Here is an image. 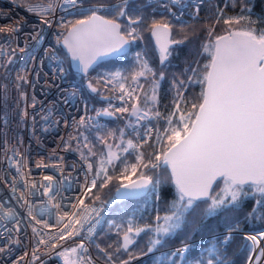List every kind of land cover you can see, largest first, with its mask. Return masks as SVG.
<instances>
[{"label":"snow or ice","instance_id":"snow-or-ice-1","mask_svg":"<svg viewBox=\"0 0 264 264\" xmlns=\"http://www.w3.org/2000/svg\"><path fill=\"white\" fill-rule=\"evenodd\" d=\"M67 4L77 6L76 0H67ZM127 8V0H119L113 5L101 4L93 7L86 14L81 13L82 18L80 19L65 21L61 18L60 27L65 30L66 34L62 33V41L60 37L57 41L66 46L73 62L72 66L82 73H88L100 58L118 54L131 41L142 38L138 26L144 23V18L141 16L133 18L128 14ZM50 9L54 11L53 3L47 6L29 5L28 7L30 12H38L43 23L49 25L52 21L44 17ZM101 11L107 12L112 18L101 15ZM195 11L198 15L199 4L196 5ZM122 17L127 19V24L122 25L119 22ZM223 17V10H219L216 22L219 23ZM241 20L247 21L249 24L247 29L231 27L233 22L239 24ZM254 23L255 21L245 16L228 17L224 19V24L228 26L226 34L215 36L213 39L214 28L208 30V42L202 46L203 52L209 55L208 62L202 66L195 62L196 67L188 69L193 75L188 77L187 82L201 85L200 102H193L191 110L187 112L180 111L178 102L175 104L176 110L164 118L167 127L156 136L158 144L164 145L166 141V146L162 147L159 152L154 149L153 155L147 162H145V153L140 149L151 138L153 132L151 127L146 131L147 138H141L139 143L129 139L126 146L121 149L123 153L129 155L130 150L136 152V163L131 165L112 151L113 146L107 144L104 136L99 137L101 143L106 144L108 153L106 159L99 162V171L95 173L90 185H86L85 196L96 187L101 173H103L101 187L107 186V183L113 179L108 175L105 164H113L114 160H120L124 164L122 173H128L129 168L131 169V174L126 177L128 182L122 183L121 187L116 190L120 197L139 196L146 192L155 193L158 184L162 182L143 172L140 173L139 180H132L131 175L138 172V165L144 169L155 170L161 167L166 170L170 169L167 179L174 184L176 190V199L168 207L170 214L162 217L157 215L155 226L146 225L144 228H134L132 222H129L127 231L123 235L122 247L125 250L135 243L133 236H139L146 230L154 233V238L150 241V251L163 246L166 239L182 227L187 215L198 207L199 203L207 205L204 214L211 216L229 209H237L244 199L258 195L259 199L255 200L253 209L248 215L254 218L260 209H264V30L258 31L252 28L251 25ZM7 30L17 31L18 28L13 27ZM0 31H5V29L0 28ZM148 31L155 37L159 46L161 63H164L171 55L169 51L171 44L183 43L182 40L170 39L171 25L165 20L153 18ZM136 60L138 71L132 74L131 79L134 83H138V79L144 77L146 73L151 75L153 91L150 99L155 103L159 79L149 66L146 53L137 52ZM57 69L59 73L65 71L59 65ZM109 76L112 80L128 79L121 72L110 73ZM163 77L164 73L161 72L159 78L163 79ZM18 79H23V77ZM185 83L186 81L181 80L177 85L176 81H173L178 88L183 87ZM89 86L91 87V82ZM120 88L125 91L123 83L120 84ZM92 90L97 91L95 88ZM125 95L131 98L132 93L125 92ZM177 95L181 98L183 96L179 91ZM124 98V95L119 97L121 100ZM32 106L35 107V100ZM128 111L127 107L116 109V112L120 113ZM141 111L138 106L132 109L133 115H136L138 120L146 118L150 120L151 116L161 115L158 111L153 112L151 108L143 114H140ZM116 112H109L105 109L102 113L98 112L97 116H114ZM24 115L27 116L26 110ZM80 123L83 124L84 120L82 119ZM136 134L140 135L139 132ZM108 135L115 136V133L110 132ZM123 137L124 132L121 130V143H124ZM89 153L96 155L91 152V149ZM88 168H92L91 163L88 164ZM44 180L49 182L43 185L45 194H50L54 198L51 182L55 180V177L45 176ZM214 185L219 191H214ZM32 187L34 188L35 185ZM121 188L124 191H121ZM77 199L79 205H84L83 198ZM96 199L98 200L99 197L97 196ZM71 207L75 209L77 205ZM45 210V208H40L39 212L43 213ZM87 212L88 209L85 207L84 213ZM91 212L99 215V210L95 208L91 209ZM84 213H82L84 222H89L88 216ZM7 215L11 216L12 212ZM68 215L69 213H65V216ZM72 215L75 217V213ZM31 219L36 220V217L31 216ZM59 219L62 221L63 217ZM98 223L99 220H96V224ZM77 224L80 225V229H76ZM70 225L71 230H69ZM94 227L95 225L90 226L87 231L91 233ZM235 228L236 226L230 227L224 236L223 244L226 245L231 241L232 231ZM83 230L84 224L81 219L75 218L74 223L70 220L63 229H60L56 238L70 239L78 236ZM245 239L256 244L260 239H264V231L258 235H246ZM40 242L44 241L41 239ZM78 249H84V244L65 248L56 255L63 257L64 264H85V258L79 256ZM187 251L188 248L185 246L174 253L164 254L158 259V264H174L171 257L179 255L183 259V253ZM207 251L208 257L201 264H224L222 259H218L217 247L214 246ZM33 255L35 259V254ZM73 256L77 258L74 259ZM261 256H264V250H261ZM87 264H91L90 258L87 259ZM122 264H128V261H123Z\"/></svg>","mask_w":264,"mask_h":264},{"label":"built area","instance_id":"built-area-1","mask_svg":"<svg viewBox=\"0 0 264 264\" xmlns=\"http://www.w3.org/2000/svg\"><path fill=\"white\" fill-rule=\"evenodd\" d=\"M151 1L158 10L179 19L185 13L195 14L201 0ZM118 2L76 0L77 6L73 7L67 0L25 3L0 0V28L5 29L0 31V264H64L63 257L56 253L81 243L84 249L78 252L85 258V264L88 258L91 264H121L99 257L93 249L94 235L107 215V208L99 199H85L86 185L93 179V166L88 168L92 161L80 151L83 139L75 132L78 127L108 126L109 116H97V113L127 107L128 112H116L112 117L130 134L131 140L139 143L141 138H147V129H153L152 119L163 118L168 109L158 98L155 103L150 99L131 107L130 100L140 91L139 82L133 80L121 82L125 91L121 90L120 82H112L110 92L101 101L90 99L89 82L96 72L72 70L70 73L57 41L65 32L60 27L61 18L71 20L73 10ZM49 3H53L54 11L48 10L44 18L52 21L50 25L43 23L38 12L28 10L29 5L47 6ZM13 27L18 30H7ZM58 65L64 68V73L58 72ZM125 92H131V98ZM121 95L125 96L123 100L119 99ZM34 100L35 107L32 106ZM137 106L142 110L140 114L151 108L161 115L138 120L132 112ZM49 175L55 177L51 182L54 198L45 194L43 188L49 183L44 177ZM77 198H83L84 205H79ZM72 205L77 207L74 209ZM85 207L87 213H84ZM40 208L46 210L41 213ZM93 208L99 210V215L91 212ZM9 212L11 216L7 215ZM82 213L88 216L89 222H84ZM75 218L81 219L84 230L73 238L57 239L60 229L70 220L74 223ZM92 225L95 227L89 233L87 229ZM75 227L80 229L79 224ZM186 243V240L180 241L170 248L176 252Z\"/></svg>","mask_w":264,"mask_h":264},{"label":"trees","instance_id":"trees-1","mask_svg":"<svg viewBox=\"0 0 264 264\" xmlns=\"http://www.w3.org/2000/svg\"><path fill=\"white\" fill-rule=\"evenodd\" d=\"M27 1L29 0H16L18 3ZM127 4V11L130 16L133 18L136 16L144 18V23L138 26L141 30L140 35L142 38L131 41L128 52L97 63L92 71L95 70L99 74L121 72L123 76L128 77L127 81H130L132 80V74L138 71L136 53H146L149 66L156 73V78L159 79V88L156 90L158 101L168 109L163 118L152 120V136L148 139V143L144 144L140 149V151L145 153V162H147L153 155L154 149L159 152L162 147L166 146V141L164 145L158 144L156 136L167 127L164 118L176 110L175 104L178 102L180 111L187 112L191 110L193 102H200L201 85L187 82L188 77L193 75L188 69L196 67L195 62H198L201 66L208 62L209 55L203 52L202 48L208 42V30L214 28V37L227 29L228 26L224 24V19L240 16L249 17L252 21H255L251 25L252 28L258 31L264 30V0H201L199 2L198 15L197 13L193 15L185 13L179 19L173 18L166 11L158 10L153 6L154 4L151 0H129ZM242 9L245 10L242 11ZM219 10H223L224 17L217 23ZM87 12L88 9H75L71 12V20L82 18L81 13L86 14ZM101 13L112 18L105 11H101ZM153 18L167 21L171 25V39L183 41V43L170 45L169 51L171 55L168 56L164 63H161L160 51L154 45L148 31ZM119 22L122 25L128 23L127 19L123 17L120 18ZM231 27L247 29L249 24L247 21L241 20L239 24L233 22ZM185 36H187V39H185ZM60 51L71 73L72 70L69 67L67 56L62 48H60ZM161 72L164 73L163 79L159 78ZM94 78L91 82L94 83V88L97 91L91 90L88 95L94 101H101L105 97L104 94L109 91V87L105 86L101 79L96 80ZM181 80L186 81L183 87L178 88L173 84V81H176L178 85ZM96 81L100 82L96 83ZM121 81L124 80L115 79V83ZM138 82L141 84V90L132 99V102L145 104L149 102V98L152 96L153 77L146 73L144 77L138 79ZM178 91L183 94L182 98L177 95ZM108 118L111 127L114 126L116 130L121 128L114 117L109 116ZM173 119L175 120V117ZM82 132H85L90 140L95 143L92 147L83 146L81 148L84 156L89 157L92 161L94 178L95 173L99 171V162L102 159H106V154L108 153L106 144L101 143L99 137L104 136L107 143L111 145L117 146L121 142L116 141L117 138L115 136L108 135L110 131L102 126L92 128L78 127L76 129V133ZM123 132V138L128 141L130 134L124 130ZM89 149L96 155H90ZM130 153V155L125 154L120 150L118 155L128 165H131L136 163V152L130 150ZM105 167L108 169V175L112 176L113 179L107 183V186L101 187L103 182V173H101V178L97 179L96 187L85 196L86 200H95L98 196L99 200L103 201L107 208V215L93 238V249L99 257L121 264L123 261H128V264H158V259L164 254L174 253L169 248L171 244L189 240L186 245L188 251L183 253V259L179 255L171 257L174 264H201L208 257L207 250L214 246L219 250L218 259H222L224 264L245 263L251 251V242L245 239L246 235L241 232H232L231 241L225 245L222 241L226 232H218L231 226H236L238 229H259L263 227L264 215L262 214H264V209H260L254 218L248 215L253 209L255 200L259 199L258 195L244 199L237 209H229L211 216L204 214V209L207 205L199 203L198 207L187 215L186 222L182 227L172 233L163 246L150 251V241L154 238V233L151 230H146L140 233L139 236H133L135 243L129 245V248L125 250L122 247V235L127 231L129 222H132L134 228H144L146 225L155 226L157 215L162 217L170 214L168 207L176 199V190L173 183L167 179L169 172L165 168L144 170L143 167L138 165V172L144 170L153 176L155 180H162V182L158 184L155 193L146 192L138 197L116 200L113 194L114 189L119 183L127 180L126 177L131 174V169L129 168L128 173H122L124 164L120 160H114L113 164L106 163ZM135 175H131V177ZM213 188L214 191H219L215 185ZM160 223H163V221H160ZM213 255H217V253H213Z\"/></svg>","mask_w":264,"mask_h":264},{"label":"rangeland","instance_id":"rangeland-1","mask_svg":"<svg viewBox=\"0 0 264 264\" xmlns=\"http://www.w3.org/2000/svg\"><path fill=\"white\" fill-rule=\"evenodd\" d=\"M95 71V70H94ZM96 72V75L95 76H93L92 77V79L94 78V79H96V80H102L101 82H103L104 83V85L105 86H107V87H109V91L107 92V93H105L104 94V96H106L109 92H110V90H111V87H112V85H111V83L112 82H115V80H112L111 79V77L109 76V74L108 73H106V72H104L103 74H99L97 71H95ZM99 75V76H98ZM91 79V80H92ZM109 81H111V82H109ZM125 81V80H124ZM100 81H96V83H99ZM121 82H123V81H121ZM120 82V83H121ZM92 84H94V83H92ZM140 84V83H139ZM140 90H141V84H140ZM133 99V98H132ZM132 99H131V104H130V106L132 107L133 105L132 104H135L136 102L135 101H133L132 102ZM149 100H150V98H149ZM116 122L117 123H119L117 120H116ZM119 125H120V123H119ZM121 126V125H120ZM103 127V126H102ZM103 128H105V129H107L108 131H110V132H114L115 133V138H117L116 139V141H118V142H121V138H120V131L121 130H123L122 128H120L119 130H116L115 129V127L113 126V127H111L110 126V124L108 125V126H105V127H103ZM99 131V130H98ZM75 134H76V132H75ZM80 136L82 137V145H81V147H80V151H81V148L84 146V147H92V146H94V142L93 141H91L90 140V138L88 137V135H86L85 134V132L83 133H80ZM85 138H87V139H85ZM123 140H124V143H120L119 144V147H117L116 145H112L113 146V148H112V151L113 152H115L117 155L119 154V151L123 148V147H125L126 146V140L123 138ZM108 144V143H107ZM106 146V145H105ZM107 147V146H106ZM108 149V148H107ZM120 149V150H119ZM145 170V169H144ZM144 170H142V171H139L138 172V174L139 173H141V172H143V173H146V174H148V172H146V171H144ZM149 175V174H148ZM260 228H264V226L263 227H260ZM254 230H261V229H254ZM252 230H248L247 232H251ZM246 235V234H245ZM122 237H123V235H122ZM251 242V247L253 248V243H252V241H250ZM188 243V242H187ZM187 243H186V245H187ZM185 245V246H186ZM261 248H259V252H258V254H257V256L255 257V260H258V259H261ZM251 252L252 251H250V253H249V255H248V257H247V259H246V261H245V263L244 264H247V262H248V259H249V257H250V255H251ZM73 258L74 259H76L75 258V256H73ZM257 258V259H256ZM264 263V256H263V258L260 260V264H263Z\"/></svg>","mask_w":264,"mask_h":264},{"label":"water","instance_id":"water-1","mask_svg":"<svg viewBox=\"0 0 264 264\" xmlns=\"http://www.w3.org/2000/svg\"><path fill=\"white\" fill-rule=\"evenodd\" d=\"M100 14L103 15L102 13H100ZM108 18H109V17H108ZM79 19H80V18H79ZM110 19H111V18H110ZM233 29H241V30H243L242 28H236V27H233ZM149 33H150V31H149ZM64 34H66V32H64ZM224 34H226V30L223 31V32H221V33H219V34H217V35H215V36H218V35H224ZM150 36H151V39H152L154 45H155L156 48L159 50V46H158L157 43H156L155 37L152 36L151 33H150ZM215 36H214V37H215ZM214 37H213V39H214ZM62 38H63V37H62ZM62 38H61V41H62ZM170 39H171V36H170ZM60 46H61L62 50L65 52V54H66V56H67V58H68V63H69V67L71 68V70H73V71H78V72L82 73L78 68L72 66V63H73V62L71 61V56H70V54L68 53V50H67L66 46H64L62 42H60ZM129 48H130V43H129L128 45L125 46V48L122 50V52H120V53H118V54H114V55L104 56V57L100 58V59L96 62V64L99 63V62H101V61H103V60H107V59H110V58H115V57H117V56H119V55H121V54H124V53L128 52ZM96 64H95V65H96ZM95 65H94V66H95ZM91 88L93 89L94 86L91 85ZM167 170H168V172L170 173V169H167ZM144 174H145V175H148V174H146V173H144ZM139 177H140V173L137 174V175H135V176H133V177H131V179H132V180H139ZM127 182H128V180L122 181V182L119 183V184L116 186V188L114 189V193H113V194H114V197H115L116 200H122V199H127V198L138 197V196L120 197V196L117 194V191H116L117 188H120L122 183H127ZM173 185H174V184H173ZM121 191H124V189L121 188ZM144 194H145V193H144ZM142 195H143V194H142ZM139 196H141V195H139ZM234 231H238V230L235 229ZM220 232H224V230H223V231H219L218 233H220Z\"/></svg>","mask_w":264,"mask_h":264},{"label":"bare ground","instance_id":"bare-ground-1","mask_svg":"<svg viewBox=\"0 0 264 264\" xmlns=\"http://www.w3.org/2000/svg\"><path fill=\"white\" fill-rule=\"evenodd\" d=\"M262 231H264V229H261V230H252L250 232V235H258V233H260ZM259 248H261L262 250H264V239H260L258 243H256V244L253 245L252 252H251V255H250L249 259H248L247 264H260V259L255 260V257L257 256V254L259 252Z\"/></svg>","mask_w":264,"mask_h":264}]
</instances>
